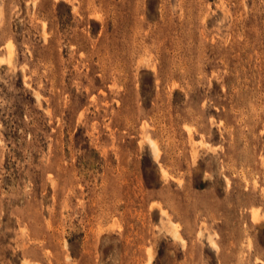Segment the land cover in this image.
Wrapping results in <instances>:
<instances>
[{
  "label": "rangeland",
  "instance_id": "374dc122",
  "mask_svg": "<svg viewBox=\"0 0 264 264\" xmlns=\"http://www.w3.org/2000/svg\"><path fill=\"white\" fill-rule=\"evenodd\" d=\"M0 264H264V0H0Z\"/></svg>",
  "mask_w": 264,
  "mask_h": 264
},
{
  "label": "bare ground",
  "instance_id": "6f19581e",
  "mask_svg": "<svg viewBox=\"0 0 264 264\" xmlns=\"http://www.w3.org/2000/svg\"><path fill=\"white\" fill-rule=\"evenodd\" d=\"M11 56V55H10ZM7 59V58H6ZM152 143V145L156 148V144H155V142L154 141H152L151 142ZM158 147V146H157ZM157 150H158V148H157Z\"/></svg>",
  "mask_w": 264,
  "mask_h": 264
}]
</instances>
